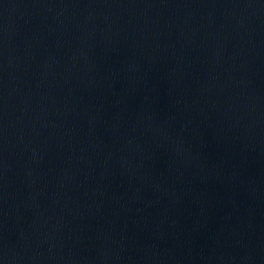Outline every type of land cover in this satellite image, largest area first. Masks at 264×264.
Instances as JSON below:
<instances>
[{"label":"water","instance_id":"1","mask_svg":"<svg viewBox=\"0 0 264 264\" xmlns=\"http://www.w3.org/2000/svg\"><path fill=\"white\" fill-rule=\"evenodd\" d=\"M0 264H264V0H0Z\"/></svg>","mask_w":264,"mask_h":264}]
</instances>
